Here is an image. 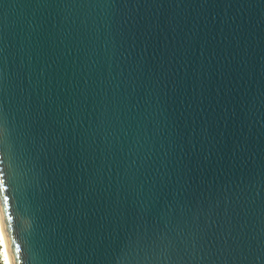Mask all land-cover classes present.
<instances>
[{
    "label": "water",
    "instance_id": "95a60500",
    "mask_svg": "<svg viewBox=\"0 0 264 264\" xmlns=\"http://www.w3.org/2000/svg\"><path fill=\"white\" fill-rule=\"evenodd\" d=\"M10 264H264V0H0Z\"/></svg>",
    "mask_w": 264,
    "mask_h": 264
},
{
    "label": "built area",
    "instance_id": "2783aa9c",
    "mask_svg": "<svg viewBox=\"0 0 264 264\" xmlns=\"http://www.w3.org/2000/svg\"><path fill=\"white\" fill-rule=\"evenodd\" d=\"M0 264H10L0 228Z\"/></svg>",
    "mask_w": 264,
    "mask_h": 264
}]
</instances>
